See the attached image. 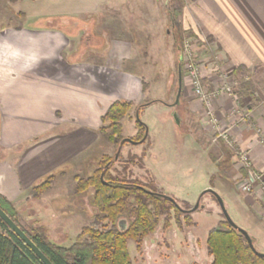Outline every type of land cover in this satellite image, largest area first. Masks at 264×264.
I'll list each match as a JSON object with an SVG mask.
<instances>
[{"label": "crops", "instance_id": "1", "mask_svg": "<svg viewBox=\"0 0 264 264\" xmlns=\"http://www.w3.org/2000/svg\"><path fill=\"white\" fill-rule=\"evenodd\" d=\"M21 1L24 3L17 14L25 21L37 22L33 26L8 23L0 28V195L16 209L23 202L31 204L33 213L41 217L48 209L44 199L60 182L74 193V176H80L93 147L99 143L101 116L114 101L129 100L136 105L146 101L155 104L152 101L162 99L153 97L144 101L148 88L142 91V82L147 81L141 72L147 66L142 61L156 55L148 39L142 44L137 42L143 47L138 60L134 56L137 44L112 37L111 27L105 26L110 35L105 36L104 29L101 38L105 44L95 45L96 51L90 58L86 50L79 55L77 51L70 52L72 34L54 25L53 19L47 20L54 14L66 18L73 14L96 15L107 0H44L52 9L37 6L36 0L9 3ZM184 1L179 18L182 29L192 35L198 36L201 32L209 37L215 48L212 53L219 56L223 69L236 81H245L242 78L245 72L248 75L253 72L258 81L252 83L254 99L240 100L250 113L249 121L232 114L234 104L225 92L212 101V110L236 148L230 156L231 167L226 168V176L220 178L217 188L223 190L239 218L248 222L252 216L264 226V144L259 142L264 140V84H261L264 80V0ZM56 2L74 6L73 9L66 5L58 8L53 5ZM159 52L160 45L157 57L161 56ZM136 59L137 70L124 69L125 63ZM160 104L189 124L204 116L201 100L192 96L186 83L182 84L178 104L170 106L163 101ZM176 107L181 110L177 111ZM188 137L203 146V137L197 133L189 132ZM237 152L249 155L252 169L261 174V180L255 181L251 175L240 172ZM145 162H148L146 154ZM52 174L56 177L51 189L33 198L32 186ZM245 178L253 180L252 189L241 193L237 188ZM61 226L70 229L65 223Z\"/></svg>", "mask_w": 264, "mask_h": 264}, {"label": "rangeland", "instance_id": "2", "mask_svg": "<svg viewBox=\"0 0 264 264\" xmlns=\"http://www.w3.org/2000/svg\"><path fill=\"white\" fill-rule=\"evenodd\" d=\"M23 3L24 1L10 4L8 0H0V28L8 23H24V25L33 26L37 22V20L28 21V19L25 21L23 17L17 14L19 6ZM35 3L37 6L52 9L50 5L44 3V0H36ZM53 5L55 7L59 6L58 8L66 5L70 9H73L71 7L74 6L73 4H63V2H56ZM172 10L170 0H107L96 15L77 17L76 14H73L69 16L70 18H66L54 14L47 16V20L53 19L54 25L62 26L72 34L70 52L77 51L79 55L80 52L86 50L88 53L90 52V58L96 51L95 45L105 44V41L101 38L105 26L111 27L112 37L127 39V41H133L137 44L134 56L138 60L141 58L140 52L143 51V47L137 42L142 44L144 39H148L152 43L156 55H154V58L148 56L142 61L143 65L147 66L141 72L142 77L147 81L145 82L146 89L148 88L147 98L144 101L153 97L162 100H155V104L145 106L140 112L139 119L148 127L146 140L136 145L124 144L118 157L113 161L111 173L116 175L118 172L121 176L125 175L127 178H135L143 183H150V187L161 194L173 197L180 210L191 208L202 190L208 187L213 188L222 197L235 224L245 229L249 234L254 235L257 239L256 249L264 252L263 224H258L252 216L247 220L248 222L239 218L234 211L233 204L225 198L223 190L217 188L218 181L226 176V168L231 167V163L223 168L217 166L216 163L226 158L223 152L225 153L227 148L230 153L236 152L234 144L228 146L222 137L218 136L219 131L222 129L218 127V123L217 125L215 123L214 126L208 125V117L205 114L200 118L198 117L195 122L192 121L189 124L188 121L183 122L181 120L175 126L172 111H170V114L160 104L162 101L168 104L174 103L177 93V66L180 55L182 57L181 69L183 68L184 71L182 84L186 83L192 96L200 99L193 92L191 78L183 60L184 44H188L186 45L188 51L194 55L199 66L201 82L206 90L210 91L221 86H232L235 91L240 82L236 81L237 79H234L230 73L223 69L220 58L216 53L218 59H212L210 54L215 51V48L210 38L201 32L197 36L182 29L179 21L180 16L176 19L180 25L176 26L177 22L173 19ZM58 17L63 18L55 20ZM106 32L107 29H105V36H109L110 34ZM159 45L161 56L157 57ZM137 59L125 63L124 69L131 67L137 70ZM215 62L219 63V70H215ZM142 69L144 68L142 67ZM244 74L245 77L242 78L245 81H251L253 87L252 83L256 84L257 81L254 78L255 74L253 72L249 75L246 72ZM261 81V84H264V80ZM166 90L167 92H165ZM218 95L211 100L214 101ZM233 107L235 110L232 114L238 117L239 112L244 109L239 98L238 104L234 103ZM180 110L178 107L177 111ZM134 111L135 106L121 120L122 136L124 138H134L138 132L134 120ZM66 127L63 126V128ZM189 132L197 133L203 137L202 147L198 146L191 137H188ZM100 137L99 143L93 147L88 161L84 164V170L79 174L80 177L85 178L92 174L93 170L98 167V161L102 153L111 157L114 155L118 144L113 145L101 135ZM145 154L148 158L147 164L144 163ZM130 156L142 157V166L140 167L130 161ZM237 157L239 159L238 152ZM240 165V172L243 175L248 176L249 173L252 172L253 174L255 172L251 165L250 168H247L248 171L242 166L241 162ZM124 167L126 171L123 169ZM248 181H250L248 178L243 179L237 190L246 193L242 190V186ZM93 192V187H88L84 192L76 194L73 193L72 188L67 189L60 182L56 185L54 191L44 199L43 203L46 204L45 206L48 209L45 212L43 211V216L38 217V214H34L35 209H32L31 204L23 202L24 204L18 207L20 223L23 225L41 224L45 227L51 241L58 245L69 246L77 237L75 233H78L83 225L90 223L96 213L91 204ZM33 202L37 204L35 200ZM200 205L202 207L189 213L194 225H186L184 217L178 215L181 222L180 227L176 225L175 218H172L170 226L163 228V217H161L155 231L143 239L140 250L136 249L132 241H129L128 251L132 264H210L212 256L207 254L205 247L207 232L223 220V216L215 198L209 193L201 197ZM37 206L36 209H38ZM171 214L174 217L173 210ZM62 223L67 224L70 229L63 228ZM122 224H125L124 219L119 221V225L122 226Z\"/></svg>", "mask_w": 264, "mask_h": 264}, {"label": "trees", "instance_id": "3", "mask_svg": "<svg viewBox=\"0 0 264 264\" xmlns=\"http://www.w3.org/2000/svg\"><path fill=\"white\" fill-rule=\"evenodd\" d=\"M8 1L13 3L17 0ZM170 2L173 7V19L176 21L185 1L170 0ZM172 23L174 22L172 21ZM176 24L174 25L178 26L179 23ZM181 73L183 77V68ZM145 90L146 83L142 82V91ZM235 92L239 100L254 99V88L248 81L240 82ZM134 106L135 111L139 107L140 116L144 105H135L129 100H116L104 112L101 116L102 125L98 128V132L107 142L117 145L124 138L121 120ZM135 111L134 120L138 132L134 138L130 139L140 141L145 133L146 125L136 119ZM227 149L226 158L216 163L220 168L230 165L232 153ZM130 157V161L142 166V157ZM113 161L114 155L112 157L103 155L99 160L98 167L90 176L85 178L74 176V193L79 194L87 190L88 187H93L91 204L96 213L91 222L81 228L75 241L69 246L58 245L51 241L45 227L41 224H21L15 205L2 195H0V208L53 264H132L128 242L132 241L136 249L140 250L143 239L155 231L161 217H163V228L170 226L172 218H175L176 225L180 227L181 222L178 215L184 217L186 225H194L189 213L183 212L174 202L160 195V192L150 187V183L127 178L125 175L121 176L118 172L116 175L112 174ZM103 168L105 170L101 179ZM123 169L126 171L125 167ZM54 179L55 175L52 174L32 186L31 196L38 198L48 191ZM140 186L160 194H149ZM172 210L174 217L171 214ZM121 219L125 220V224L122 226L119 225ZM205 247L207 254L212 256L210 264H264V258L257 256L251 250L244 236L231 227L224 217L207 232ZM0 264H43L1 219Z\"/></svg>", "mask_w": 264, "mask_h": 264}, {"label": "water", "instance_id": "4", "mask_svg": "<svg viewBox=\"0 0 264 264\" xmlns=\"http://www.w3.org/2000/svg\"><path fill=\"white\" fill-rule=\"evenodd\" d=\"M179 62H178V66H177V93H176V96H175V100H174V103L173 104H170V106H173L175 104H178L179 102V97H180V94H181V90H182V73H181V61H182V57L181 55L179 56L178 58ZM150 103V102H149ZM149 103H143L144 106L148 105ZM138 110H139V107L136 109L135 111V117L136 119H138L139 121H141L139 119V113H138ZM174 122L177 123L180 121L179 119V116L177 113H175L174 115ZM144 123V122H143ZM145 124V123H144ZM146 125V124H145ZM147 133H148V129H147V125H146V130H145V133L142 137V139L140 141H133L131 140L130 138H123L119 141L118 145H117V148H116V151L114 153V159H116L120 153V150L123 146V144L125 142L127 143H131V144H139L141 142H143L147 136ZM104 170L105 168H103L102 172H101V175H100V178L102 179L103 178V175H104ZM141 189L145 190L147 193L149 194H153L154 192L150 191V190H146L145 188L141 187ZM206 193H209L211 194L219 208H220V211L224 217V220L231 226L233 227L234 229H236L241 235L244 236V238L246 239L247 241V244L249 245V247L251 248V250L257 255V256H260V257H263L264 258V252H260L256 249L255 247V238L253 236H251L245 229L239 227L238 225L235 224V222L232 220V218L230 217L229 213H228V210L224 204V201L222 199V197L211 187H208L204 190H202L200 192V194L198 195V198L195 202V204L187 209V210H182L186 213H192L194 211H196L198 208L202 207V205H200V200H201V197L206 194ZM154 194H160V193H154ZM164 197H167L169 200H171L172 202H174L176 205L177 203L175 202V200L168 196V195H164V194H160ZM178 206V205H177ZM179 207V206H178ZM0 219L5 222V224L11 229V231H13L31 250L32 252L36 255V257L43 263V264H53L41 251L40 249L28 238V236L20 229V227L9 217L6 215V213L0 208Z\"/></svg>", "mask_w": 264, "mask_h": 264}, {"label": "built area", "instance_id": "5", "mask_svg": "<svg viewBox=\"0 0 264 264\" xmlns=\"http://www.w3.org/2000/svg\"><path fill=\"white\" fill-rule=\"evenodd\" d=\"M186 45L188 44H184V48L183 50L185 51L183 54V60L185 61V65H186V69L189 73V76L191 78V85L193 88V92L195 93V96L200 98L201 101L203 102L204 105V114L205 116H207V123L210 126H214L215 123L217 125L218 123V127L222 130H220L218 133L219 137H222V139L227 143L228 146H232L233 142L229 137L228 131L223 128L220 125V122L218 121L217 117L214 115L213 110H212V104H211V99L214 98L217 94H220L222 92H225L226 94H228L231 99L233 104L236 103L238 104V97L236 95V92L234 91V88L231 86H221L220 88H215L213 90H206L203 87V84L201 82V77L199 74V66L194 58V55L188 51ZM212 59H218L216 58V54L212 53L211 55ZM215 62V70H219V63ZM222 76V75H221ZM235 110V108L233 109V111ZM238 117L243 120V121H249L250 120V113L246 110V109H242L241 112H239ZM260 143L264 144V140L260 139L259 140ZM239 159L240 162L242 163V166L247 170V168H250L251 165V160L249 155L246 152H239ZM248 171V170H247ZM249 175L252 176L253 180H261V174L259 172H254L252 174L249 173ZM250 181L246 182L243 186H242V190L245 192H248L251 189V183L253 180L249 179ZM262 186L264 187V184H262Z\"/></svg>", "mask_w": 264, "mask_h": 264}, {"label": "flooded vegetation", "instance_id": "6", "mask_svg": "<svg viewBox=\"0 0 264 264\" xmlns=\"http://www.w3.org/2000/svg\"><path fill=\"white\" fill-rule=\"evenodd\" d=\"M172 108H174V107H172ZM176 108H178V107H176ZM172 115H173V111H172ZM123 225V224H122Z\"/></svg>", "mask_w": 264, "mask_h": 264}]
</instances>
